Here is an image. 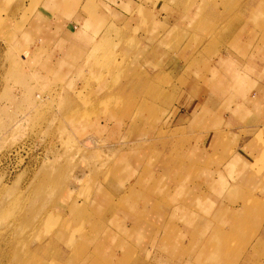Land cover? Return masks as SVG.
<instances>
[{"label":"crops","instance_id":"obj_1","mask_svg":"<svg viewBox=\"0 0 264 264\" xmlns=\"http://www.w3.org/2000/svg\"><path fill=\"white\" fill-rule=\"evenodd\" d=\"M30 1H12L18 18L11 24ZM144 1L36 0L24 29L35 52L57 49L66 72V65H82L106 32L121 30L125 41L128 22L133 29L144 17V26L154 20L165 28L160 38L154 30L153 45L138 36V48L163 52L147 61L152 69L144 64L138 72L137 120L110 133L118 135L120 159L129 161L115 175L117 194L108 188L106 199L89 202L92 236L77 235L75 243L59 236L57 262L226 264L231 225L241 230L245 221L250 230L240 239L250 244L235 264H264V30L252 22L258 7L251 3L250 20L218 25L201 2L158 19L160 3L147 9ZM220 9L212 11L219 21ZM248 208L253 214L243 219ZM66 211L55 215L69 218Z\"/></svg>","mask_w":264,"mask_h":264},{"label":"rangeland","instance_id":"obj_2","mask_svg":"<svg viewBox=\"0 0 264 264\" xmlns=\"http://www.w3.org/2000/svg\"><path fill=\"white\" fill-rule=\"evenodd\" d=\"M12 1L0 0V264H58L63 250L57 246L59 236L70 243L77 235L92 236L87 221L96 213L90 212L89 202L106 199L108 188L115 192V175L129 162L120 159L118 135L110 133L137 120L142 100L138 72L144 64L152 69L150 63L163 52L138 48V36L153 45L154 30L160 38L165 28L154 20L144 26V17L133 29L134 22H128L132 31L125 30V41L121 30L106 32L82 65H66L65 72L58 67L57 49L50 55L44 49L35 52L34 40L24 32L36 0L16 26L11 24L18 18L11 14ZM156 2L158 19L179 5L191 10L204 3L210 6L209 21L218 25L250 20L253 3L260 15L252 22L264 30V0H145L143 5L155 9ZM219 7L220 21L212 12ZM153 108L146 105L154 115ZM68 200L72 203L66 211L62 205ZM249 209L242 212L243 219L253 214ZM64 211L69 218L55 215ZM239 224L229 230L226 264H235L250 244L240 236L251 224L244 221L241 230Z\"/></svg>","mask_w":264,"mask_h":264},{"label":"bare ground","instance_id":"obj_3","mask_svg":"<svg viewBox=\"0 0 264 264\" xmlns=\"http://www.w3.org/2000/svg\"><path fill=\"white\" fill-rule=\"evenodd\" d=\"M64 264V263H63Z\"/></svg>","mask_w":264,"mask_h":264}]
</instances>
